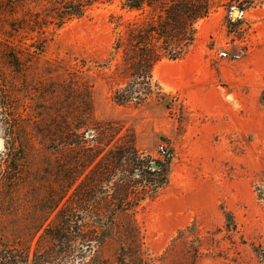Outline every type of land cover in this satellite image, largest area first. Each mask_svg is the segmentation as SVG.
<instances>
[{
    "label": "rangeland",
    "instance_id": "obj_1",
    "mask_svg": "<svg viewBox=\"0 0 264 264\" xmlns=\"http://www.w3.org/2000/svg\"><path fill=\"white\" fill-rule=\"evenodd\" d=\"M214 4L188 54L155 68L165 96L141 105L115 100L125 87L114 75L120 58L107 63L116 34L141 15L121 0L21 36L28 47L46 41L38 62L52 66L54 77L83 73L97 120L134 131L137 148L154 160L172 155L168 184L131 214L137 249L122 250L116 229L102 250L64 255L55 248L56 264H131L135 257L138 264H264V0ZM4 143L0 124V159Z\"/></svg>",
    "mask_w": 264,
    "mask_h": 264
},
{
    "label": "trees",
    "instance_id": "obj_2",
    "mask_svg": "<svg viewBox=\"0 0 264 264\" xmlns=\"http://www.w3.org/2000/svg\"><path fill=\"white\" fill-rule=\"evenodd\" d=\"M105 1L112 0H0V124L6 150L0 159V264H56L55 248L64 255L102 250L116 229L125 241L122 250L137 249L131 214L168 184L171 154L154 160L137 148L134 131L97 120L93 85L83 73L54 77L52 66L43 70L38 62L46 41L28 47L20 39L49 24L82 18ZM121 1L123 9L141 15L116 34L107 63L120 58L114 75L125 87L116 90L115 100L141 105L165 96L154 81L155 68L188 54L198 23L215 4ZM47 239L64 242L56 246Z\"/></svg>",
    "mask_w": 264,
    "mask_h": 264
},
{
    "label": "built area",
    "instance_id": "obj_3",
    "mask_svg": "<svg viewBox=\"0 0 264 264\" xmlns=\"http://www.w3.org/2000/svg\"><path fill=\"white\" fill-rule=\"evenodd\" d=\"M221 56L226 58V57L228 56V53H226V52H222V53H221ZM238 58H240V56H237V59H238ZM161 153H162L163 155H166V154H167L166 151H165V148H164V147H161Z\"/></svg>",
    "mask_w": 264,
    "mask_h": 264
},
{
    "label": "water",
    "instance_id": "obj_4",
    "mask_svg": "<svg viewBox=\"0 0 264 264\" xmlns=\"http://www.w3.org/2000/svg\"><path fill=\"white\" fill-rule=\"evenodd\" d=\"M236 14H237V11H236ZM154 168H155V169H157V168H158V166H156V165H155V166H154Z\"/></svg>",
    "mask_w": 264,
    "mask_h": 264
}]
</instances>
